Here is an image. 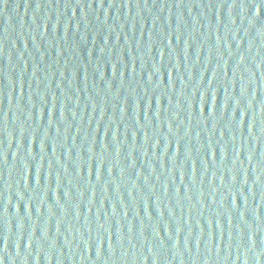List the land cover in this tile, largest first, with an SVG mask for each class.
<instances>
[{
	"label": "water",
	"instance_id": "1",
	"mask_svg": "<svg viewBox=\"0 0 264 264\" xmlns=\"http://www.w3.org/2000/svg\"><path fill=\"white\" fill-rule=\"evenodd\" d=\"M0 264H213L52 0H0Z\"/></svg>",
	"mask_w": 264,
	"mask_h": 264
}]
</instances>
